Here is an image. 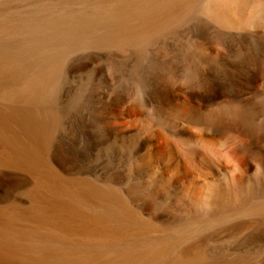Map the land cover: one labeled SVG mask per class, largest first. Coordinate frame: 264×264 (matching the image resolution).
I'll list each match as a JSON object with an SVG mask.
<instances>
[{
    "label": "bare ground",
    "instance_id": "1",
    "mask_svg": "<svg viewBox=\"0 0 264 264\" xmlns=\"http://www.w3.org/2000/svg\"><path fill=\"white\" fill-rule=\"evenodd\" d=\"M92 42L142 48L157 75L127 76L136 87L111 95L109 123L75 151L54 92L92 65L67 62L72 44ZM262 96L264 0H0V264H264V229L241 221L264 216ZM134 99L141 125L161 127L147 155ZM220 224L245 237L215 240Z\"/></svg>",
    "mask_w": 264,
    "mask_h": 264
},
{
    "label": "rangeland",
    "instance_id": "2",
    "mask_svg": "<svg viewBox=\"0 0 264 264\" xmlns=\"http://www.w3.org/2000/svg\"><path fill=\"white\" fill-rule=\"evenodd\" d=\"M151 44L152 45H150L149 48H155L154 42ZM213 53L217 54L218 49H215ZM89 54L93 57L92 65L78 72L70 74L65 72L58 80L57 87L54 92L55 106H63L68 110L72 109V113L66 112L67 115L61 114L60 126H62V118L65 119L66 124L62 128H58L59 140L62 137V141L65 146L68 141L72 142L75 151H83L85 147L87 149L90 134L94 130L100 131L109 123V111L107 107L109 102H111V95L122 90L125 84L136 87V84L133 82V78L129 79L127 76L135 73L149 74L152 75V77L157 75L158 65L156 62H149L148 59L150 56L145 57L142 52V48L133 44L119 46L114 43L98 44L92 42L83 48H79L77 43H75L72 44L66 53L67 62H73L76 56H87ZM244 56V53H237L231 56L228 62L237 63V61H240ZM216 64L217 59L210 60V66H216ZM216 90L217 89L211 90L199 88L198 90L195 89L192 95H196L198 96H195L196 98L201 99L200 97L212 94ZM140 94L143 95L142 91ZM182 99L184 98L182 97ZM262 99H264V96H262ZM136 104H138L136 99L129 103L130 106H134ZM80 106H82L83 109L79 111L78 108ZM214 108H216V106ZM129 112L133 114L132 118L135 119L133 121L131 118H128L127 121V123H129L132 127L131 135H133V139L141 141L142 146L139 147V150L143 151V155H147L146 152L149 154V149L145 138L153 133H158V130L161 129V127L158 122L152 120L154 124L152 129H145L141 125V122L146 119V115L138 106H134V108ZM167 124H169L176 131L183 125L190 126V121H180L174 123L171 121ZM108 151L109 144L105 143V145L96 149L95 154L92 157L89 156V161L96 163L102 160L107 157ZM222 168L224 173H229L231 170V168L224 164H222ZM217 178L218 177H215V179ZM243 220H252L253 222H257L254 225L246 226L249 227L248 230L250 231V234L254 233L260 227L264 229V216L260 218L247 217L243 218L241 221ZM237 222L240 221H231L232 226L230 228V232L235 230L233 225ZM227 226L228 225L223 226L220 224L211 228L213 229L212 232H220L217 234V237H215V240L230 243L231 240L236 237L237 239L245 237V233H240L238 235L230 233L226 229L228 228ZM259 256L262 257L261 260L263 261L264 248Z\"/></svg>",
    "mask_w": 264,
    "mask_h": 264
}]
</instances>
